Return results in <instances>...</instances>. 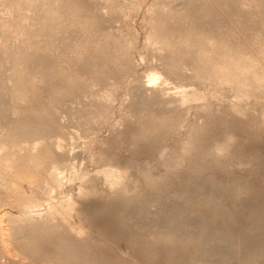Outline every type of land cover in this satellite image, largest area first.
I'll return each instance as SVG.
<instances>
[{
	"label": "bare ground",
	"instance_id": "bare-ground-1",
	"mask_svg": "<svg viewBox=\"0 0 264 264\" xmlns=\"http://www.w3.org/2000/svg\"><path fill=\"white\" fill-rule=\"evenodd\" d=\"M1 1L12 11L9 12L8 17L4 14L7 20H3L5 17L2 16L3 19L0 21L1 28L5 29L3 32L6 31L4 38L8 40L6 42L2 38L0 41V264H264V235L253 233L249 236L251 230L245 232L250 229L246 227L243 230L246 237L241 236L242 231L237 236L234 233L233 236L232 230L227 229L230 233L224 230L225 226L214 224L210 226L193 221L191 212L198 211L196 208L203 204L201 202L198 206V202L193 200H202V196L197 199L187 198L183 203L184 206L181 204L179 207H166L164 205L166 203L160 202L159 209L153 212L150 204L152 200L158 201L159 196L162 199L163 195L158 193L164 188L160 186L162 189L159 188L161 190L155 192V184H160L159 181L156 183V179L154 181L150 178L149 182L146 180L151 184L145 186L146 188L140 187L141 189L139 188L135 194H127L128 188L123 182L114 185L112 190L115 196H112L111 203L116 212L113 214L105 207H97L94 202L84 204L83 201L80 202L81 205L75 207L73 204L75 202L67 201V198L56 200V194L49 193L55 188L63 189V185H69L75 179L83 182L87 176V171L80 165L78 167L80 163L77 164L78 160H74L77 156L79 158V153L68 149L63 141L68 131H64V124L60 122V108L68 102H73L79 111H85L87 121L91 119L97 121L101 114L108 116L112 100L119 92L122 83L128 76H132L134 63L128 54L131 41L123 39L122 36V38L115 36L116 32L112 31L111 34V31H105V25L110 24L112 27L120 16L125 13L127 16L129 10L141 9L144 4L148 5L145 13H148L146 17L147 22H150V31L146 41L149 44H160L156 52L168 75L172 73L188 80L208 79L212 86L216 83L219 85L225 83L226 88H234L239 92L237 95L245 96L253 91L252 88L259 89L260 82L264 83L262 82L264 70H261L262 67L261 71L256 68L259 67L260 60L264 65V0H180L181 5L178 3V6L172 4L175 0L172 2L171 0ZM253 5L261 8L254 9L255 12L251 11L250 7ZM225 16L232 17L237 26L233 24V27L226 31L221 30L224 29L221 27V22ZM28 17L31 19L30 22L26 20ZM206 19L213 22L211 27H205ZM254 20L257 27L260 24L256 22L261 20L262 26L256 27L255 34L252 31L254 35H251ZM72 29L81 34L80 39H75L76 31L74 34ZM99 35H103L100 41H98ZM94 37L97 40L93 41ZM257 55H260V58ZM139 76L133 77L134 81H131L135 85L129 86L127 93L132 96L131 101L135 100L130 102L131 106L139 108L138 111H145L146 115L144 112L143 115L139 112L141 116H145L138 117V114L133 139L138 142L143 140L140 141L141 143L147 142L150 149L165 136L180 128L183 122L180 114L185 109L195 106L200 111L201 108L211 110L210 108L213 107L211 102L203 104L207 93L204 92L205 89L203 91L200 89L201 86L192 87L191 84L194 82L181 83L176 86L177 88L175 87L176 91L170 92V80L161 71L157 69L150 71L145 79ZM239 103H234L233 109L240 111V108H236L244 107ZM70 108L68 112L74 109ZM102 117L98 118L99 122ZM213 118L209 116L211 121ZM77 119L78 122L82 121L80 118ZM203 123L201 125L195 123L194 126L190 124L193 131H188V141L185 140L184 145H186H183V151L186 150L184 152L189 150L194 152L190 157L186 156L188 157L186 160L189 162L190 171L195 175H198L196 172L200 171L198 168L201 166H210L205 161L212 153L230 151L228 144L231 142V134H228L229 137H226L228 139L225 141H220L213 136L216 130L212 128L214 131L210 132V127L207 128L205 126L207 124ZM81 125L83 121L79 126ZM166 149L164 148L161 153H165ZM102 153L100 155L102 162L110 161L102 171L107 172V176L114 173L115 179L117 178L118 182L120 179L122 181L124 179L122 172L126 170L116 165L118 159L113 160L116 157L112 154L116 152L112 153L108 149ZM150 154L152 153L146 155L150 156ZM184 154L183 157L186 155ZM110 159L116 163L111 162ZM132 161L130 167L136 163ZM177 161L179 158L173 156L168 160L165 159L167 164L180 165ZM176 165V169L171 165L175 171L178 169ZM171 166L169 169L172 168ZM122 167L124 168L123 165ZM66 168H74L69 171L70 175L68 172L69 176L65 174ZM174 172L172 173H178V171ZM89 180L91 181H88V184L91 185L93 177ZM65 181L71 183L67 184ZM84 182L86 183L87 180ZM84 182L80 183V187L85 184ZM89 187L91 189L92 185ZM152 188H155L151 191L152 194L155 192L157 197L150 196L146 192ZM201 188L197 184L196 189ZM82 189L84 190L85 187ZM237 190L241 192L240 188H233L231 192L234 194L238 192ZM80 193L83 194L85 191ZM94 193L93 190L92 194ZM207 197L204 200L206 199V203L211 206L210 213L213 219H219L218 216L224 215L232 220L234 216L231 215L232 213L227 214L228 216L224 214L225 206L228 204L224 206L222 199L213 194ZM46 203L49 205L48 214L42 212L43 216H40L38 210ZM105 203L110 204V202ZM134 207L135 211L132 210ZM13 208L19 211L20 216L13 215ZM129 208H132L133 213L135 212V215L131 216L134 220L132 224L126 221L128 219L126 215L130 218V213L122 215L123 211ZM228 209L231 211L232 208ZM229 210L227 213H230ZM76 214L78 216L72 219L71 215L76 216ZM137 215L144 216L145 220L144 217L140 220V216ZM7 216L11 222L9 228L2 225ZM136 220L139 222H135ZM86 224L88 228L84 227ZM261 224H264V220ZM6 230L11 231L9 240L3 238ZM241 247L244 253L240 252Z\"/></svg>",
	"mask_w": 264,
	"mask_h": 264
},
{
	"label": "rangeland",
	"instance_id": "rangeland-1",
	"mask_svg": "<svg viewBox=\"0 0 264 264\" xmlns=\"http://www.w3.org/2000/svg\"><path fill=\"white\" fill-rule=\"evenodd\" d=\"M172 1L173 0H171V2ZM179 1L180 0H175L172 2V4L173 5L177 4L176 6H178L180 4ZM1 2L3 3V1H1ZM1 2H0V21H2V19H3L2 16H4L6 18V16L7 17L9 16V12L12 11L11 8H10L11 9L10 10L9 8H7L5 6V4H2ZM5 7L7 8V10L5 9ZM146 7H148V5L144 4V6L141 7V9H137V10L135 9L132 11L129 10L130 12H128V15L126 16L125 14H127V13H125L124 15L120 16L118 18V20H116L117 22L115 21L113 23L114 25H112V27L110 26V24L108 25L109 27L107 25H105L106 27L104 26L105 31H111V34H113V32L114 33L116 32L115 33L116 35L114 34L115 36H120V37L122 36L123 39H125V40L128 39L131 41L129 44L130 49H129L128 54L133 59V60L131 59L132 63L135 64V66L133 64L134 69L133 68L132 69L134 71L132 70V73H131L132 76H128V78L122 83V85L119 89V92L116 94V96L112 100L111 108H109V110H111V111H110V113L107 112V114L109 113L108 116L105 117L104 114H101L98 117V118H100L103 116L102 119H100V122L98 121L99 119L96 117L97 121L96 120L92 121V119L90 120L91 122H95V123H87L90 121H87V119H85V116H86L85 115L86 113H84L85 111H83V110L79 111L78 107H76L73 102H68L67 104H64L63 107L60 108L61 109V110H59L60 111L59 112L60 119H61L60 122L62 123V125L64 124L63 125L65 127L64 131L65 132L68 131L66 133V135H67L66 138H63V141L66 144L65 146H67L68 149H70L71 151L73 150L74 152L79 153V158L77 156V158H75L74 160H76V161L78 160L77 164L80 163V164H78V167L80 165V167L82 169L84 168L83 170L87 171L86 175L88 177L85 176L84 181L87 180V182L85 183L83 181L85 184L82 187H80V183H83V182L81 180L79 181V179H77V180L75 179L76 182L74 180H73L74 182H72V183L69 181H67V182L65 181V183H67V184L71 183V184L66 185L64 183L65 185L62 186L63 189L60 187L55 188V189L51 190L49 193L50 194H56V200H58V199L62 200L64 198H67V201H71L72 203L75 202V203H73V204H75L74 205L75 207L81 205L80 202H83V201H84V204H90V203L92 204L94 202L95 203L94 205H96L97 207H100V208L105 207L106 209L109 210V212L111 214H113L116 212L114 205H112V203H111V201L113 200L112 196L114 195V192L112 190L114 185H117L118 183L123 182L125 185H127L128 192H129L127 194H135L139 191L140 187L143 188L145 186L147 187V185L149 186L151 183L148 184L147 181L148 180L150 181L152 179L154 181L157 180L156 183L158 181L160 183V184L157 183V185L155 184V186H156L155 192L156 193H158L157 190L159 188L164 187L162 190L164 192L159 191V193H158V194L161 193L160 195H163L162 199L160 198L161 196H159L157 198L158 201L152 200V202L150 204L151 210H153V212H155L156 210L159 209L160 202L166 203V204L163 203L164 205H166V207H174V206L179 207V205H181V204L183 205V203H185L184 201H186L187 198L194 199L196 197L195 199H197L198 197L199 198L203 197V199H202L203 201L201 199L193 200L195 202L197 201L198 204L201 202L203 203L201 206H200V204L198 205V206H200L198 209L196 208V210H198V211L191 212V217H192L194 222H202V223H206L210 226H212V224L220 225L221 227L225 226V227H223L224 230L227 233H230V231L232 230L231 234L233 233V236H234V233L237 236L240 231H242V232H240L241 236L242 235L245 236L243 233L244 232L243 230H245L246 227L250 228V229L245 230V232L251 230V233L249 236H252L253 233L264 235V234H262L264 232V231L262 232V230H264V227H263L264 224H261V221L264 220V205H263L264 204V93H263L264 92V83L260 82L261 87L258 85V88L260 87L259 89L252 88V90H253L252 92H250L248 95L246 94L245 96L241 95L242 96L241 97V96L237 95V94H239V92L237 90H235L234 88H230V87L226 88L224 85L225 83H223V84L221 83L220 85L216 83V85H218V86L215 85L216 86L215 87L214 85L213 86L210 85L211 81H207L208 79L207 80L199 79L200 80L199 81L198 79L193 78V79L188 80V79H182L181 77H178V75L176 76L175 74H172V73H170L168 75V72L165 71V68H164L163 64L161 63L162 60L159 59L160 57H158L159 56L158 52H156L159 50L160 44L159 45H158V43L157 44L156 43L149 44L146 41L148 31H150V22L149 23L147 22V17H146V16H148V13H145L147 11ZM255 7H257V6H254V5L251 6L250 7L251 11H253L254 9L258 10L259 8H261V6L260 7L258 6L259 8L258 7L255 8ZM3 8L5 11L3 10ZM254 12H255V10H254ZM130 13H131V15H129ZM225 17L223 18L225 20L222 19V22H221L222 25L224 22L223 26L219 22L221 27L224 28L221 30L226 31L227 29L233 27L232 26L233 24H234V26H237L235 21L233 19H231L232 17L231 18L229 17L230 19L228 17H226V18ZM256 17H258L260 19L259 16H256ZM256 17H255V19H256ZM5 18L3 20L8 19V18H6V19ZM207 18H209V17H207ZM226 19H228V20L226 21ZM26 20H29L28 22L31 21L30 17H28ZM231 21L233 23H231ZM259 21L261 22V20H259ZM260 22H258V21L256 22L258 25L260 24L257 27V25H255V20L253 21L252 29L253 28L254 29L251 30V33H250L251 35L255 34L257 28H261L260 26H262V24H261L262 22L261 23ZM204 25H205V27H211L213 25V22L206 19ZM3 30H5V29H3V27L1 28V26H0V41L2 40V38L4 39V41L7 40V38L6 39L4 38V36L6 35V31H4L5 32L4 33ZM252 31L253 32L255 31L254 34ZM72 32L76 33V34L74 33L75 35L73 34L74 36H76L75 37L76 40L80 39L79 37L81 34L79 32H77V30L72 29ZM117 34H119V35H117ZM99 36H97V38L99 37L98 41H100V38L103 39V37H102L103 35L102 36L99 35ZM94 39H96V37L93 38V41H95ZM112 40H113V38H112ZM79 42L77 44L80 46ZM257 53L259 54L258 51H257ZM257 56L260 58V55H257ZM64 63L66 64V62H64ZM259 63H260L259 67H256V68L258 70H260V68L262 67L261 70H264V65L261 62V60L259 61ZM261 63H262V65H261ZM156 69L161 71V73L165 77H167L168 80H170L169 81V87L171 86L170 92H174V90L176 91V88H177L176 86L181 85V83L186 84V83H189L190 81H191V83L194 82V84L193 83L191 84L192 87H197V86L200 87L201 86L202 88H200V89L202 91H203V89L206 90V91L204 90V92L207 93V97L204 99L205 101H203L204 102L203 104H205V103L210 104V102H211V104L213 103L212 104L213 107L210 108L211 110L206 109V110H208V112L206 110H204V108H201L204 111L201 109L199 111L198 110L199 108H197L195 106L190 107V109H185V111L181 112V114H180V117L182 116V119L181 118L180 119H181V121H183V122H181V125H182V123H183V125L182 126L180 125V128H178L177 130L168 134V136H165V138L161 140L162 143L160 141L159 143H157V145H155V147H153V148L151 147V149H150L149 148L150 146H148V144H146L147 142L144 141V143H141L143 140H139V142H138V141H135L133 139L134 138V135H133L134 128H135V125L137 124L136 121L138 119L137 116L139 114L138 117H144L146 115V112L145 111H138V110H140L139 108H134L133 106H131L132 104L130 102H134L135 100L131 101L132 98L130 99V97H132V96L130 94H128L127 91H128V88H130L129 86H131L132 84L135 85V83L132 82V81H134L132 79H134L133 77L135 75L136 76L140 75L139 78L141 77V78L145 79V78H147L146 75L150 71H153ZM144 75H145V77H144ZM262 82H264V81H262ZM222 85H224V86H222ZM210 86H212V87H210ZM96 87H98V86H96ZM99 88H101V86H99ZM102 89H104V88H102ZM207 89H209V90H207ZM223 93H225V95ZM221 97H223V98L221 99ZM127 98H129V99H127ZM238 100L241 103H239ZM236 102L241 104L242 107L244 106L243 107L244 109L241 107L236 108V109L240 108L239 109L240 111L233 109V106H234L233 104ZM70 103L73 105L72 107H71ZM68 107L69 108L71 107L70 109H72V108H74V109H72V110H70V112H68V109H69ZM66 108H68V109H66ZM245 111L247 113H245ZM139 112L142 115L145 113V115L141 116V114ZM142 112H144V113H142ZM77 114L79 115V117ZM83 114H84V118H82ZM210 115H211V119L213 117L215 118V119L213 118L214 121L213 120L211 121L209 119ZM206 117L210 120V122H209V120H207ZM222 117H223V119H222ZM67 118L70 120H68ZM77 118L82 119L83 125L79 126L80 123L82 124V121L79 119L80 121L78 122ZM96 118H94V119H96ZM204 118H206V119H204ZM67 120H68V122H66ZM206 120L208 123L206 122ZM133 121H134V123H133ZM201 122L202 123L206 122L203 124L204 125L207 124V125H205L207 128L210 127V132H213L214 130H216V131H214L215 134L213 135V133H212V135L215 136L220 141H225V139H228L226 137H229L228 134L229 135L231 134V136H232L231 142H230V144H228V146H229V150L233 154L230 151H228L227 153L221 152L223 154V156L221 157L220 151L215 152V154L218 153L216 155L212 153V155L209 156L211 158L207 157L206 159L208 161L207 160L205 161V163L206 162L209 163L210 166L209 165H206L207 167L205 165L201 166V168H198V170H200L201 172L198 171V172H196V174L198 173V175H195L192 171H190V169H189L190 167L188 166L189 162H188V160H186L194 152L192 153L191 150H189L188 152H184L186 150L183 151V148L186 145V144L184 145L185 140L188 141L187 140L188 131L189 130L193 131V127L190 124H193V126L195 123L196 124L198 123L197 125H201L202 124ZM199 123H201V124H199ZM89 124H90V126H89ZM132 124L134 125V127ZM74 125H75V127H74ZM84 125H86V127ZM87 125H88V127H87ZM130 127L133 129H131ZM189 127H190V129H189ZM191 127H192V129H191ZM215 127L219 128L220 130L218 131V129H216ZM86 128H88V130ZM120 128H122V129H120ZM68 129H70V130H68ZM185 129H186V131H185ZM91 130L92 131L94 130V131L92 132ZM178 134H180V135H178ZM70 138H71V141H70ZM169 140L170 141L172 140V141L170 142ZM90 141L93 143L91 144ZM67 143H68V145H67ZM161 145H163V146H161ZM90 146H92L94 149L91 148ZM160 146H161L162 150L160 149ZM164 148L165 149L167 148V149H166V152L162 154L161 152L164 150ZM83 149H85V150H83ZM104 149L105 150L110 149L112 153L116 152L115 154H112V155H113V157H116L113 160L116 161L118 159L117 163L111 159L110 160H111V162L116 163L117 166L119 165L120 167L119 166L118 167L120 169L126 170V171L122 172L123 173L122 176L124 178L122 181L120 179L118 182L117 181L118 179L117 178L115 179L114 173L110 174V176H107V172L102 171L103 168L107 167L108 164L110 163L109 160H108L109 162L107 160H105V161L103 160L105 163L102 162L100 155L103 154L102 152L105 151ZM148 149H150V150H148ZM153 149H156V150H153ZM141 150H142L143 154H142ZM147 150H148V152L151 151V152H149V153H152V154H150V156L146 155V154H149L148 152H145ZM153 151H155V152H153ZM86 152H87V155H86ZM118 153L120 156L118 155ZM158 153H160V154H158ZM183 153L186 154V155L184 154L185 158L183 157ZM158 155H160L161 157L159 156L160 157L159 158ZM172 156L174 158H177V159L179 158V161H177V162H178V164L180 163V165H176V163L175 164H173V163L167 164V162H165V159L168 160V158L172 157ZM186 156H188V157H186ZM120 157H122V158H120ZM147 157H148V159H147ZM149 157H152V158H149ZM181 158H183V159H181ZM119 159H121L122 162ZM129 159H131V160H129ZM132 160H134V161H132ZM96 161L98 164L96 163ZM123 161H125V162L123 163ZM130 161H132V163H135V162L136 163L131 165V167H130V164H131ZM127 162H129V164H127ZM125 164H126L127 168L125 167ZM113 165H115V164H113ZM122 165L124 166V168L122 167ZM128 165H129V167H128ZM171 165L172 166L174 165L173 166L174 168L176 165V167H178V169L175 171L176 168L173 169V167ZM83 166H85V167H83ZM167 166H169V167H167ZM170 166L172 167L171 169H169ZM113 167H115V166H113ZM129 168H131V169H129ZM72 169H74V168H72ZM72 169L66 168L65 174L68 175V172ZM166 169H167V174H166ZM66 170H68V171L66 172ZM144 170L146 172H143ZM170 170H172V172L178 171V173L179 172L180 173L176 174L174 172L175 174H173ZM169 171L171 173H169ZM70 172H69V175H70ZM95 172H97V173H95ZM128 173H130L131 175ZM92 177H93V180H92L93 183L92 182L90 183L92 185V187L90 189L89 186H91V185L88 184L89 183L88 181H91L89 179ZM131 179H133V181ZM195 180H197V182ZM154 181H152V182H154ZM128 182H130V183H128ZM192 182H193V184H192ZM86 184H87V186H86ZM197 184L202 187L200 190L196 189ZM164 185H166V186H164ZM244 186H248V187H244ZM84 187H85V189L83 190L82 188H84ZM86 187L88 190L86 189ZM194 187H195V189H194ZM233 188L234 189H238V188L241 189V192L237 190L238 192L234 193V194H239V195L235 196L233 194V192H231V190H233ZM154 189L152 188L151 190H149V192H148V190L146 192L149 193L150 196L151 195L155 196L156 193L153 192V194H152V192H151ZM161 189H159V190H161ZM89 190H91V191L89 192ZM93 190L95 192L94 194H92ZM80 191L81 192L85 191L86 194L85 193L82 194V193H80ZM87 192H89V193L87 194ZM89 194H90V196H89ZM206 194H207V196L210 194L211 195L213 194V196L220 198V200L222 199L221 202L223 204L225 203L224 206L228 204L227 206H225L224 211L225 210L226 211L224 212V214H225V216H228L229 214L232 213L231 215H234V216H232V220L230 217H229L230 219H228V217H224V215L218 216L219 219H217L216 217H215L216 219H213L212 218L213 216H211L212 214L210 213V211H211L210 207L211 206L208 203H206V201H207L206 199L208 198L207 196H205ZM230 194H233V195L231 196ZM155 197H157V196H155ZM204 198H206V199L204 200ZM77 199H79V200H77ZM96 202L99 204H97ZM104 202H108V204L110 202V204L106 205V203L104 204ZM249 204L252 206H250ZM105 205L108 207H106ZM152 205H154V206L152 207ZM196 205H197V203H196ZM6 206L9 207L8 205H6ZM42 206L43 207H40V210H38V213L40 216H43L44 212H46L45 214H48L47 213V210L49 207L48 203H46L45 205L43 204ZM229 207H230V209L232 208L231 211L228 209ZM255 208H257V209H255ZM129 209L123 211L122 215H125L126 213L127 214L130 213L129 214L130 218L128 215H126L128 218L126 221L132 224V223H134V220L131 219V216L135 215L134 214L135 212L133 213L132 210L135 211V207L133 209L131 208L132 210L130 209L131 212H129L130 211ZM245 209H247V210H245ZM248 209H250V210H248ZM252 209H253V211H252ZM227 210H229L230 213H227L228 212ZM12 211L14 213L13 215L16 214V216H20L19 211L17 209L13 208ZM235 211H236V213H235ZM42 212H43V214H41ZM260 212H262V213H260ZM258 213H259V215H258ZM74 215H71L72 219H75L78 216L77 214H76V216H74ZM137 216H140V220H141V218L143 219V217H144L141 215H137ZM248 216L250 217V219H248L249 218ZM8 218H9L8 216L5 217L3 222H2V225L6 228H9V225L11 223ZM144 220H145V217H144ZM213 220H215V221H213ZM20 221L23 222V220H20ZM137 221L139 222V220H136L135 222H137ZM256 221L258 222V224ZM220 223H222V224H220ZM232 225H234V227ZM249 226H251V227H249ZM84 227L88 228V225L86 224V225H84ZM227 229H229L230 231ZM253 229H254V231H253ZM256 229H258V230H256ZM3 238L5 240H9L11 238V231L10 230L4 231ZM7 243L10 244V242H8V241H7ZM241 249L242 250L240 252L243 251V253H244L245 252L244 249L242 247H241ZM25 261H28V260L25 259Z\"/></svg>",
	"mask_w": 264,
	"mask_h": 264
}]
</instances>
